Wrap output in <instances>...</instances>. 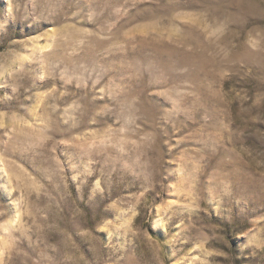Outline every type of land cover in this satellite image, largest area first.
<instances>
[{"label":"rangeland","instance_id":"374dc122","mask_svg":"<svg viewBox=\"0 0 264 264\" xmlns=\"http://www.w3.org/2000/svg\"><path fill=\"white\" fill-rule=\"evenodd\" d=\"M0 264H264V0H0Z\"/></svg>","mask_w":264,"mask_h":264}]
</instances>
